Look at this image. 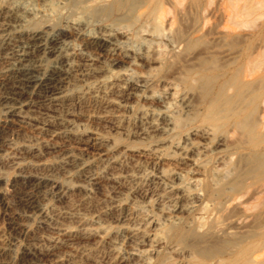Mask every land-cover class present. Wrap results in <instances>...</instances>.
I'll return each instance as SVG.
<instances>
[{"label": "rangeland", "instance_id": "374dc122", "mask_svg": "<svg viewBox=\"0 0 264 264\" xmlns=\"http://www.w3.org/2000/svg\"><path fill=\"white\" fill-rule=\"evenodd\" d=\"M82 1L16 3L27 16L28 27H60L78 19L84 34L112 28L125 53L144 54L148 62L118 67L104 59L75 61L71 90L83 96L60 116L68 128L106 137L115 161L103 157L91 166L103 177L99 192L88 196L74 192L61 203H49L52 213L73 211L83 216L81 234L92 233L60 244L62 264H113L117 254L132 255L128 264H187L191 258L187 249L183 253L179 249L190 239L181 242L179 231L211 221L223 228L230 221L227 216L245 212L251 215L250 223L264 224V65L260 62L264 61V0H126L122 9L101 13L85 11ZM67 42L81 46L75 37ZM101 67L107 72L99 75L96 71ZM119 74L142 86L126 101L99 82ZM108 99L115 104L106 106ZM217 99H222L220 108L211 111ZM158 113L171 120L166 130L155 126L160 122ZM7 134L18 147L38 146L43 140L28 127ZM132 149L155 150L163 162L124 153ZM183 154L197 159L199 173L194 175ZM56 156L57 152L47 154L45 161L54 165ZM4 170L8 175L4 174V202H0V264H23L21 250L26 242L45 247L48 239L58 235L37 218L25 217L17 190L11 186L13 171ZM112 175L117 181L107 179ZM68 180L81 182L60 177L62 184ZM109 203L119 204L114 218L100 212ZM70 224L80 223L75 218ZM122 227H138L146 240L128 238ZM43 264L56 263L44 260Z\"/></svg>", "mask_w": 264, "mask_h": 264}, {"label": "bare ground", "instance_id": "6f19581e", "mask_svg": "<svg viewBox=\"0 0 264 264\" xmlns=\"http://www.w3.org/2000/svg\"><path fill=\"white\" fill-rule=\"evenodd\" d=\"M16 2L17 0H10L4 4L0 3V202L4 199L2 184L5 180L4 174L8 171H3V169L11 168L13 171L10 178L11 186L17 190L25 217L37 218L38 222L58 235L55 239H48V243L46 242L48 245L44 244L45 247L38 245L39 243L26 242L21 250L23 264H43L44 260L62 264L64 260L57 252L60 244L89 237L92 233L81 234L79 227H82L85 221L83 216H75L77 213L74 215L73 211L72 213L64 211L62 214H59L60 211L58 214L52 213L49 203L51 201L61 203L74 192H80L87 196L92 195L96 190L99 192L98 189L104 182L103 177L94 173L93 170L91 171V166L103 157L115 161L112 158L106 137L92 131L79 133L73 128H68L65 119L60 116V112L66 107L69 108L70 105V107H74L76 100L83 96V94L71 90L72 81L75 80V61L79 57L91 61L104 59L111 66L119 67L126 63L133 64L137 60L142 62V65L148 62V59L144 54L138 55L133 51L125 53L116 37L117 31L112 28H107L98 34H84L81 31L83 24L78 19L65 22L64 25H59L60 27H48L46 24L42 25L43 28L28 27L24 24L28 18L25 19L27 16H24L20 5ZM81 3L85 11L101 13L107 8L122 9L126 0H83ZM96 4L101 7H95ZM30 17L33 19L34 14ZM61 33L64 34V37L60 36ZM68 37L80 39L81 46L74 47L68 43ZM260 62L264 63V61ZM263 63L261 65H264ZM104 72L107 71L102 67L96 71L99 75ZM99 82L104 86H110L120 96V101H126L136 95L142 87L139 84L127 82L122 78V74L117 77L104 76ZM108 100L105 103L106 106L116 102ZM220 101L222 99L213 102L211 111L218 109ZM68 114H71L69 110H67ZM212 114L210 113V115ZM158 121L160 122L155 125L157 130H166V127L171 124L169 116L165 113H158ZM240 121L245 123V120ZM26 127L31 128L35 134L37 133V137L38 135L43 137L38 146H15L11 136L6 135L7 132L13 133L15 130ZM251 131L254 133L253 129ZM205 147L203 146V149ZM53 152H57L56 157H58L54 165L45 161L46 155ZM124 153L135 154L139 158L151 157L153 161H162L155 150L132 149L126 150ZM187 155L183 154L185 163L191 168L194 175L199 173L200 165L197 159ZM113 175L111 178H107V176L106 178L117 181V177ZM116 176L118 175L116 174ZM60 177L79 178L81 182H88L89 186L81 182L76 184L75 181L72 184L70 180L62 184ZM6 178L7 182L8 177L6 176ZM100 209L104 216L111 215V218H114L117 215L116 210H119L120 207L119 204L109 203L104 204ZM75 218L77 223H80L76 224L77 226L70 224ZM221 218L223 219V217ZM250 218L251 215L246 212L238 216L234 214L226 217V220L230 221L223 228L217 227L219 225L217 221L216 226V223L212 225L211 221V223L209 222L211 225L201 224L195 229L179 231L181 237L179 240L182 242L185 238H189L190 242L185 247L183 246L185 249H179L180 244V246L175 245V249L181 250L182 253L187 249V254L191 257L187 264H208L209 261H213V264H264V224L250 223ZM117 220H119L118 217ZM136 228L138 227H132V229L122 227L121 230L127 233L128 238L134 240V238L140 237L139 240L142 238V242H144L146 237L140 235V231ZM218 228L222 229L220 233H217ZM180 241L178 243H181ZM131 256L117 254L113 264H128Z\"/></svg>", "mask_w": 264, "mask_h": 264}]
</instances>
